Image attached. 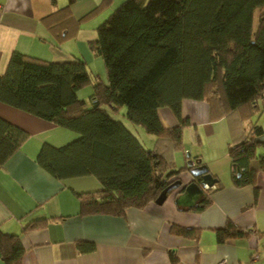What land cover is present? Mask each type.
<instances>
[{
	"label": "trees",
	"instance_id": "obj_1",
	"mask_svg": "<svg viewBox=\"0 0 264 264\" xmlns=\"http://www.w3.org/2000/svg\"><path fill=\"white\" fill-rule=\"evenodd\" d=\"M75 1L44 19L57 44L74 39L79 24L112 0H101L81 19L71 13ZM96 33L88 47L101 57L105 80L94 76L88 102L77 97L78 90L92 83L82 58L52 62L13 52L0 75L1 104L78 135L60 147L42 144L35 160L57 180L96 178L99 189L76 193L80 215L121 216L128 208H143L182 169H190L169 167L164 154L146 148L105 107L115 112L124 108L126 121L155 137L162 151H178L183 149V130L190 126L182 102H205L210 122L228 119L234 184H254L257 171L251 161L264 172V154L257 155L264 148L259 139L263 130L255 123L244 133L242 124L264 111V0H126ZM160 109H168L177 124L165 128ZM27 138V132L0 117V168ZM207 203L203 196L193 209ZM55 219L34 220L25 229ZM170 231L194 236L193 230L177 226ZM216 235L224 241L244 233L228 223ZM76 247L80 252L93 249L86 242ZM24 251L18 235L0 229L4 264H22ZM170 259L176 262L174 254Z\"/></svg>",
	"mask_w": 264,
	"mask_h": 264
},
{
	"label": "crops",
	"instance_id": "obj_2",
	"mask_svg": "<svg viewBox=\"0 0 264 264\" xmlns=\"http://www.w3.org/2000/svg\"><path fill=\"white\" fill-rule=\"evenodd\" d=\"M100 1L76 0L71 13L78 19ZM67 2L0 0V75L13 52L52 62L84 60L83 49L79 50L72 41L90 38L84 39L82 34L57 44L44 22L45 17ZM158 114L165 128L177 124L168 109H160ZM263 114L264 111L255 114L243 122L242 128L247 133L253 124L261 126L263 135L259 139L264 143V122L259 119ZM182 115L190 123L182 133L183 149L162 151L155 137L148 149L164 154L173 169L185 168L189 161L205 165L217 180L211 188L202 189L207 205L197 210L179 207L174 202L176 191H172L161 205L154 202L143 208H128L121 216L80 215L76 193L99 189L96 178L57 180L35 160L42 144L60 147L78 135L0 103V117L28 134L0 168V229L19 236L25 250L22 264H217L221 260L230 264H264V172L253 160L250 166L257 171L254 184L235 185L227 155V146L233 141L228 119L210 122L203 101L184 100ZM185 133L188 145L184 144ZM259 154H264V148L257 150ZM177 179L185 185L193 177L189 169H182ZM51 217L56 219L25 229L34 220ZM228 223L244 235L219 241L216 232ZM171 226L191 229L194 236L174 235ZM78 242L90 243L93 249L80 252ZM170 254L175 255L176 262H171ZM0 264L4 263L0 260Z\"/></svg>",
	"mask_w": 264,
	"mask_h": 264
},
{
	"label": "rangeland",
	"instance_id": "obj_3",
	"mask_svg": "<svg viewBox=\"0 0 264 264\" xmlns=\"http://www.w3.org/2000/svg\"><path fill=\"white\" fill-rule=\"evenodd\" d=\"M126 0H112L111 3L109 4V6L103 10L101 13H97L95 16H92L90 19L83 21L79 24V30L80 32H78V38L81 37V35L85 38H90V40H92V38L94 39L97 36L96 33V28L98 27L99 24H101L106 18L107 16L112 13L120 4H122V2H124ZM84 17V16H82ZM82 17L78 18L81 19ZM256 17H255V21H254V25L253 27H256ZM71 41V40H69ZM68 42V41H67ZM66 43V42H65ZM72 43H76L77 45H79V50L83 49L81 52V54H83V58L84 60H86V64H87V68L89 70V72L91 73V77H92V83L91 84H87L84 87H82L80 90H78L77 92V97L79 99L84 100L85 102L89 101V96L92 92V84L94 82V76H97L99 78H102L103 80H105V70H104V66H103V62L100 56H97L95 54H93V52L89 49L88 47V41L86 40H74L72 41ZM81 43L84 44L85 46H81ZM66 45V44H64ZM86 48V50L84 49ZM106 111L109 112L114 118L119 119L121 121H123L124 123H126V126L131 129L133 132H135V135H137L138 139L141 141V143L146 147V148H151L152 147V140L154 139L153 136H148L146 135L140 128L138 127H134L131 124H129L125 117V109L121 108V110L118 111H112L110 108L105 107ZM259 119H261L262 122H264V114L261 115L259 117ZM137 129V131H139L137 133V131L135 130ZM149 139V140H147ZM152 139V140H151ZM184 144H187V135L186 133L184 134Z\"/></svg>",
	"mask_w": 264,
	"mask_h": 264
},
{
	"label": "water",
	"instance_id": "obj_4",
	"mask_svg": "<svg viewBox=\"0 0 264 264\" xmlns=\"http://www.w3.org/2000/svg\"><path fill=\"white\" fill-rule=\"evenodd\" d=\"M186 155L189 154L187 153ZM188 166L190 167L189 173L192 175L193 179L185 185H182L179 179L168 184L155 199V204L161 205L171 191H176L174 202L179 207L190 209L200 204L204 195L202 189L211 188L216 184L217 180L208 173L205 165H196L195 163L193 166L191 161H189ZM236 170L238 176V168H236Z\"/></svg>",
	"mask_w": 264,
	"mask_h": 264
},
{
	"label": "built area",
	"instance_id": "obj_5",
	"mask_svg": "<svg viewBox=\"0 0 264 264\" xmlns=\"http://www.w3.org/2000/svg\"><path fill=\"white\" fill-rule=\"evenodd\" d=\"M217 264H230V263H228L226 260H221Z\"/></svg>",
	"mask_w": 264,
	"mask_h": 264
},
{
	"label": "clouds",
	"instance_id": "obj_6",
	"mask_svg": "<svg viewBox=\"0 0 264 264\" xmlns=\"http://www.w3.org/2000/svg\"><path fill=\"white\" fill-rule=\"evenodd\" d=\"M194 166V165H193Z\"/></svg>",
	"mask_w": 264,
	"mask_h": 264
}]
</instances>
